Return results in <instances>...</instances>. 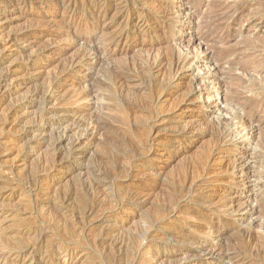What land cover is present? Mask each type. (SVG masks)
I'll use <instances>...</instances> for the list:
<instances>
[{
	"label": "rangeland",
	"instance_id": "374dc122",
	"mask_svg": "<svg viewBox=\"0 0 264 264\" xmlns=\"http://www.w3.org/2000/svg\"><path fill=\"white\" fill-rule=\"evenodd\" d=\"M256 1L0 0V264H264Z\"/></svg>",
	"mask_w": 264,
	"mask_h": 264
},
{
	"label": "bare ground",
	"instance_id": "6f19581e",
	"mask_svg": "<svg viewBox=\"0 0 264 264\" xmlns=\"http://www.w3.org/2000/svg\"><path fill=\"white\" fill-rule=\"evenodd\" d=\"M141 1V0H140ZM198 1V0H197ZM62 2V1H61ZM65 2V1H64ZM114 2V1H113ZM127 2V1H126ZM143 2V1H142ZM186 2V1H185ZM253 2H254V0H253ZM256 2H258V0L256 1ZM69 3V2H68ZM133 3V2H132ZM114 4V3H113ZM123 4V3H122ZM230 4V3H229ZM65 5V4H64ZM70 5V4H69ZM160 5H162V4H160ZM117 6V5H116ZM164 6V5H163ZM198 5H196V7H197ZM67 7V6H66ZM119 7V6H118ZM123 7V6H122ZM135 7V6H134ZM166 7V6H165ZM173 7V6H172ZM16 8V7H15ZM169 8V7H168ZM174 8V7H173ZM124 9H126V8H124ZM144 9V8H143ZM159 9V8H158ZM119 10V9H118ZM7 11V10H6ZM120 11H121V9H120ZM138 11V10H137ZM5 12V11H4ZM122 12V11H121ZM120 12V13H121ZM136 12V11H135ZM135 12H134V10H132V12H122L120 15L122 16V18H123V21L122 22H124V28L125 27H129V23L131 22L132 23V25L135 27V29L136 28H141L142 26L144 27V25H145V22H146V20H145V18L143 17V16H141L140 17V15L138 16V18L137 19H132V17H134V15H135ZM142 12V11H141ZM153 12V11H152ZM156 12V11H155ZM225 12V11H224ZM102 13V12H101ZM101 13H99V15L101 16V15H103V14H101ZM116 13H118V12H116ZM159 13V12H158ZM164 13V12H163ZM202 13V12H201ZM208 13V12H207ZM141 14V13H140ZM143 14V13H142ZM144 14H145V12H144ZM147 14V13H146ZM151 14V13H150ZM214 14V13H213ZM221 14V13H220ZM159 15V14H158ZM164 15V14H163ZM104 16V15H103ZM154 16V15H153ZM195 16V15H194ZM198 16H200V15H198ZM99 17V16H98ZM152 17V16H151ZM151 17L149 18V19H151ZM215 17H216V15H215ZM4 18V17H3ZM6 18V17H5ZM97 18V17H96ZM136 18V17H135ZM199 18V17H198ZM201 18V17H200ZM222 18V17H221ZM229 18H230V15H229ZM228 18V19H229ZM160 19V18H159ZM174 19V18H173ZM226 20V19H225ZM153 21V20H152ZM67 22V21H66ZM121 22V23H122ZM173 22V21H172ZM70 23V22H69ZM147 23V22H146ZM164 23H165V21H164ZM167 23V22H166ZM174 23V22H173ZM225 23V22H224ZM210 24V23H209ZM228 24V23H227ZM119 25V24H118ZM92 26V25H91ZM169 26V25H168ZM210 26V25H209ZM208 26V27H209ZM159 27V26H158ZM220 27H222V26H220ZM225 27V26H224ZM155 28V27H154ZM213 28H215V27H213ZM223 28V27H222ZM122 29V28H121ZM156 29V28H155ZM162 29V28H161ZM209 29H210V27H209ZM117 30V29H116ZM123 30V29H122ZM137 30V29H136ZM216 30V29H215ZM229 30V29H228ZM262 30V29H261ZM118 31V30H117ZM123 32V31H122ZM141 32V31H140ZM180 32V31H179ZM230 32V31H229ZM125 33V32H124ZM169 33V32H168ZM213 33H215V32H213ZM224 33V32H223ZM26 34V33H25ZM24 34V35H25ZM115 35H116V32L114 33ZM118 34H120V33H118ZM123 34V33H122ZM226 34V33H225ZM27 35V34H26ZM113 35V34H112ZM111 37V36H110ZM112 38V37H111ZM119 38H121V36L119 37ZM16 39V38H15ZM51 39V38H50ZM114 40H116V39H114ZM120 40V39H119ZM29 42V41H28ZM119 43V41H116V44H118ZM146 44V43H145ZM153 44V43H152ZM109 45V44H108ZM107 45V46H108ZM69 46V45H68ZM152 46V45H151ZM264 46V45H263ZM116 47V46H115ZM23 49V48H22ZM154 49V48H153ZM99 50V49H98ZM108 50V49H107ZM111 50V49H110ZM22 51V50H21ZM106 52V51H105ZM110 53V52H109ZM19 54V53H18ZM114 54H115V51H114ZM111 55V54H110ZM97 57V56H96ZM156 57V56H155ZM107 58V57H106ZM175 58V57H174ZM183 58V57H182ZM188 59V58H187ZM262 59V58H261ZM4 60V59H3ZM158 60V59H157ZM173 60V59H172ZM171 60V61H172ZM86 61V60H85ZM155 61V60H154ZM162 61V60H161ZM169 61V60H168ZM186 61V60H185ZM160 62V61H159ZM174 62V61H173ZM179 62H180V60H179ZM230 62V61H229ZM5 63V62H4ZM155 63H158V62H155ZM161 63V62H160ZM164 63V62H163ZM167 63V62H166ZM169 63V62H168ZM172 63V62H171ZM171 63H169V65L171 64ZM177 63H178V61H177ZM185 63V62H184ZM238 63V62H237ZM254 63V62H253ZM259 63V62H258ZM3 64V63H2ZM176 64V63H175ZM181 64H183L182 63V61H181V63H180V65ZM230 64V63H229ZM160 65V64H159ZM239 65V64H238ZM171 66V65H170ZM178 66V65H177ZM183 66H184V64H183ZM233 66H234V62H233ZM258 66V65H257ZM261 66V65H260ZM169 67V66H168ZM167 67V68H168ZM182 67V66H181ZM241 67V66H240ZM162 68H163V66H162ZM166 69V68H165ZM177 69V68H176ZM181 68H179V70H180ZM168 70H170V69H168ZM6 71V70H5ZM155 71H157V70H155ZM262 71H264V70H262ZM176 73H177V71H176ZM180 73V72H179ZM7 75V74H6ZM184 75V74H183ZM176 76V75H175ZM186 76V75H185ZM166 77V76H165ZM177 77V76H176ZM193 78V77H192ZM178 79V78H177ZM218 80V79H217ZM220 81V80H219ZM223 81V80H222ZM252 80H250L249 82H251ZM174 82V81H173ZM225 82V81H224ZM56 83V82H55ZM179 83V82H178ZM182 83V82H181ZM247 83V82H246ZM177 84V83H176ZM248 84H250V83H248ZM256 84V83H255ZM10 85H11V83H10ZM58 86V85H57ZM249 86V85H248ZM257 86V85H256ZM262 86V85H261ZM56 87V86H55ZM1 88V87H0ZM58 88V87H57ZM262 88H263V86H262ZM7 89V88H6ZM52 89V88H51ZM190 89V88H189ZM252 90V89H251ZM4 91V90H3ZM6 91V90H5ZM61 91V90H60ZM262 91H263V89H262ZM56 92V91H55ZM193 92V91H192ZM52 93V92H51ZM52 94H54V93H52ZM190 94H191V92H190ZM189 94V95H190ZM149 96V95H148ZM245 96V95H244ZM187 97H189L188 95H187ZM237 97V96H236ZM246 97V96H245ZM173 98V97H172ZM238 99V98H237ZM245 99V98H244ZM243 99V100H244ZM236 101V100H235ZM234 101V102H235ZM263 101V100H262ZM237 102V101H236ZM252 102V101H251ZM250 102V103H251ZM239 104V103H238ZM249 105V104H248ZM260 105V104H259ZM242 106V105H241ZM251 106V105H250ZM239 107V106H238ZM244 107V106H243ZM240 109H243V108H241V107H239ZM245 108V107H244ZM246 109V108H245ZM244 110V109H243ZM241 111V110H240ZM53 113V112H52ZM242 113V112H241ZM167 114V113H166ZM9 118V117H8ZM24 120V119H23ZM53 120V119H52ZM65 120V119H64ZM91 120V119H90ZM155 121V120H154ZM58 122V121H57ZM65 122V121H64ZM67 122V121H66ZM73 122H75V121H73ZM61 123V122H60ZM86 123V122H85ZM91 123V122H90ZM190 123V122H189ZM197 123V122H196ZM65 124V123H64ZM63 124V126H65ZM67 124V123H66ZM69 125V124H68ZM76 125H78V124H76ZM93 125V124H92ZM97 125V124H96ZM178 125V124H177ZM201 125V124H200ZM219 125V124H218ZM53 126V125H52ZM88 126V125H87ZM157 126V125H156ZM39 127V126H38ZM47 127V126H46ZM57 127V126H56ZM59 127V126H58ZM96 126L94 125V128H95ZM144 127V126H143ZM170 127V126H169ZM195 127H197V125L196 124H192V125H185L183 128H181L180 130H179V134H182V136H184L185 134L187 135L188 133H191L194 129H196ZM85 128V127H84ZM89 128H90V126H89ZM176 128V127H175ZM80 129H81V127H80ZM218 129V128H217ZM63 130V129H62ZM77 130V129H76ZM90 130V129H89ZM96 130H97V128H96ZM137 130V129H136ZM67 130H65V132H66ZM72 131V130H71ZM94 131H95V129H94ZM93 131V132H94ZM68 132V131H67ZM162 132V131H161ZM175 132V131H174ZM177 132V131H176ZM77 133H79V132H77ZM76 133V134H77ZM84 133V132H83ZM95 133H96V131H95ZM65 134V133H64ZM63 134V135H64ZM81 134V133H80ZM66 135V134H65ZM73 135V134H72ZM78 135V134H77ZM68 136V135H67ZM70 136V135H69ZM146 136V135H145ZM75 137V136H74ZM90 137H91V134L90 133H86V134H83V135H81V136H79V137H76L75 139H72L73 141L71 142V144H72V150H73V154L75 155V156H82V148H83V146L84 145H86V143H87V141L90 139ZM157 137V136H156ZM190 137V136H189ZM65 138V137H64ZM181 138V137H180ZM71 140V139H70ZM262 140V139H261ZM91 141V140H90ZM180 142V141H179ZM185 142V141H184ZM89 143V142H88ZM87 143V144H88ZM150 147V146H149ZM71 150V149H70ZM71 152V151H70ZM69 152V153H70ZM215 153H217V152H215ZM71 154V153H70ZM218 154V153H217ZM216 156V155H215ZM75 158H77V157H75ZM216 159V158H215ZM208 161H210V159L208 160ZM122 163V162H121ZM200 168V167H199ZM206 169H207V167H206ZM212 172V171H211ZM150 174V173H149ZM211 174V173H210ZM143 175V174H142ZM212 176V175H211ZM197 179H195V181H196ZM195 181L193 182V184L195 183ZM186 185V184H185ZM190 185V184H189ZM199 185V184H198ZM197 185V186H198ZM190 187H191V189H192V186L190 185ZM196 187V186H195ZM201 188V187H200ZM142 189V188H141ZM203 190H204V188H203ZM139 192H140V190H138ZM205 191H206V189H205ZM130 192H131V190H130ZM129 192V194H132V193H130ZM188 192V191H187ZM186 192V193H187ZM202 192V191H201ZM135 193H136V191H135ZM137 194V193H136ZM139 194H142V193H139ZM144 194V193H143ZM147 194V193H146ZM207 194V193H206ZM215 194V193H214ZM211 195V194H210ZM213 195V194H212ZM141 196V195H140ZM144 196H145V194H144ZM199 196V195H198ZM207 196V195H206ZM215 196V195H214ZM149 197V196H148ZM128 198H130V196L128 197ZM134 198V197H133ZM136 198V197H135ZM138 198V197H137ZM144 198V197H143ZM147 198V197H146ZM215 198V197H214ZM199 199H200V197H199ZM204 199V198H203ZM213 200V199H212ZM140 201V200H139ZM143 201V200H142ZM201 201V200H200ZM141 202V201H140ZM146 202V201H145ZM192 202V201H191ZM197 202H198V200H197ZM208 202H209V200H208ZM142 203V202H141ZM140 204V203H139ZM143 204V203H142ZM134 205V204H133ZM257 211H261V210H257ZM91 214V213H90ZM82 220V219H81ZM225 223V222H224ZM152 232V231H151ZM246 234V233H245ZM248 234H251V233H248ZM252 236V235H251ZM248 238H249V236H248ZM253 239V238H252ZM193 240V239H192ZM247 240V239H246ZM200 241V240H199ZM197 242V241H196ZM209 242V241H208ZM210 243H212V241L210 242ZM256 244V243H255ZM198 245V244H197ZM15 247V246H14ZM19 247V246H18ZM189 247V246H188ZM13 248V247H12ZM20 248V247H19ZM19 248H16V249H18V250H20ZM22 248H24V247H22ZM238 249V248H237ZM23 251H24V249H22ZM59 250V249H58ZM186 251V250H185ZM189 251H192L193 253L189 256L188 255V257H186V255H185V260L187 261L188 260V258L189 257H191V256H205V255H207V256H209V258L210 259H215V258H217V257H220V259L222 258L223 260H228L229 262H231V263H233V264H238L239 262H240V260H241V255H240V253L236 250V247H230V248H227V247H225L224 245H216V244H209V243H207L206 241H204V242H201L198 246H196V249H194V250H189ZM188 250H187V253L189 252ZM241 251V250H240ZM261 251V250H260ZM10 252V251H9ZM8 252V253H9ZM16 252V251H15ZM26 252V251H25ZM14 253V252H13ZM186 253V254H187ZM256 253V252H255ZM27 254V253H26ZM29 254V253H28ZM242 254V253H241ZM244 254V253H243ZM3 255V254H2ZM8 255V254H7ZM4 256H6V255H4ZM10 256V255H9ZM14 256H15V254H14ZM25 256V253H22V251L21 252H19L18 253V255L16 256V258H20V257H24ZM31 256V255H30ZM7 257V256H6ZM11 257H13V256H11ZM5 258V257H4ZM10 258V257H9ZM14 258V257H13ZM27 258V257H26ZM201 258H203V257H201ZM221 259V260H222ZM244 259V258H243ZM247 259V258H246ZM11 260H13L12 258H11ZM10 260V261H11ZM19 260H21V259H19ZM34 260V259H33ZM184 260V261H185ZM189 260H191V259H189ZM183 261V260H182ZM192 261V260H191ZM8 262V261H7ZM241 262H243V260H241ZM4 263V262H3ZM6 263V262H5ZM12 263V262H11ZM16 263V262H15ZM184 263V262H183ZM186 263V262H185ZM189 263V262H188ZM13 264H14V262H13Z\"/></svg>",
	"mask_w": 264,
	"mask_h": 264
}]
</instances>
